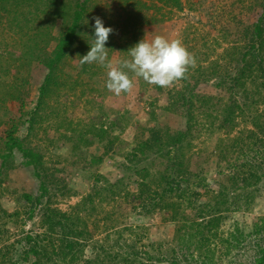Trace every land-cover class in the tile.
Wrapping results in <instances>:
<instances>
[{
	"label": "rangeland",
	"instance_id": "rangeland-1",
	"mask_svg": "<svg viewBox=\"0 0 264 264\" xmlns=\"http://www.w3.org/2000/svg\"><path fill=\"white\" fill-rule=\"evenodd\" d=\"M84 1L0 0V96L11 92L15 81L24 82L22 99H8L5 107H0V264L36 261L33 255L28 259L24 255L29 248L24 238L41 235L47 241L46 233L50 229L43 221V209L49 210L55 222L65 224L69 218L67 224L76 225L77 229L84 221L92 231L94 243L110 251H119L126 241L134 239L127 227H135V231L144 232L140 236L144 244H156L159 253L155 251V255L163 259L161 264H171L169 249L180 252L183 246L175 234L182 213L180 200L167 193L165 206L171 203L173 206L164 210L154 207L151 197L162 191L159 182L168 172V151H172L171 156L176 152L175 148H168L174 141L172 135L186 128L185 109L176 99L186 80L192 81V85L199 83L196 94L225 99L234 95L238 99L235 93L238 89L234 90L228 83L220 85L219 81L224 69L231 72L236 69V49L248 46L252 28L263 14L264 0H178L180 8L175 5L176 0ZM82 8L85 13L78 39L60 66L62 80L50 91L44 118L37 124L35 135L26 142L41 152L50 172L47 178L50 193L40 202L41 184L34 176V168L26 165L17 150L9 156L8 134L14 132L15 136L26 137L29 116L36 107L39 88L48 71L33 60V54L25 61L19 60L30 44H39L52 52L57 39L74 25L75 15ZM94 17H100L105 27L114 30L105 45L114 66L130 59L127 51L145 36L151 40L156 35L180 39L195 56L196 66L189 70L187 79L170 88L149 85L129 72L135 85L133 90L116 96L106 87L108 69L96 63L81 65L77 57L90 51ZM256 75L259 74L245 80V87L252 92L260 89L256 107L264 110V86L260 87L261 80L259 84L251 81ZM199 121L200 130H194L185 143V156L181 154L184 170L200 173L205 189L208 187L207 191L216 193L225 181L220 173L226 170L222 156L227 143H236L250 125L237 112L230 135L209 129L212 125L217 127L219 122L202 116ZM153 127L163 135V149L156 145L154 154L152 149L144 158L140 144L149 138ZM132 154L139 160L130 161L128 156ZM227 154L228 159L239 157ZM5 155L9 161L2 171ZM119 180L124 185L114 187ZM183 185L187 186L184 182ZM94 188L105 190L92 206L90 194L95 192ZM142 189L146 199L141 203L132 200ZM206 190L198 188L199 193H205L199 204L214 198L206 196ZM254 196L255 201L248 208L242 200V207L232 209L224 221L215 216L211 220L214 229L226 233L238 224L244 233L256 236L264 218V182L259 184ZM59 232L62 233L58 228L54 232L57 237ZM188 242L196 253L192 241ZM89 258L96 256L91 248H86L84 256L72 264H86ZM52 259L57 264H68L59 257ZM229 262L253 264V257L251 253H241L239 257L224 259L222 264Z\"/></svg>",
	"mask_w": 264,
	"mask_h": 264
},
{
	"label": "trees",
	"instance_id": "trees-1",
	"mask_svg": "<svg viewBox=\"0 0 264 264\" xmlns=\"http://www.w3.org/2000/svg\"><path fill=\"white\" fill-rule=\"evenodd\" d=\"M175 5L179 7L178 0H176ZM82 11H84L83 8L76 13L74 25L72 24L62 32L52 52L46 51L39 44L34 46L30 44L19 60L25 61L33 54V60L45 66L48 71L39 88L36 107L30 113L26 137L15 136L14 132L8 134L9 156L12 157L14 150H17L24 158L26 165L34 168V176L41 184L40 202L45 195L50 193L47 181L50 172L45 167L41 152L27 146L26 142L35 135L37 124L44 118V108L50 91L54 85L62 80L59 76L60 66L78 39L81 19L85 13ZM250 35L248 46L236 49L237 57L234 60L237 64L236 69L232 72L224 69L222 79L219 81L220 85L228 83L234 90L238 89V93L235 91L239 96L238 99L234 95L225 99L196 94L195 90L199 83L196 82L195 85H192L193 82L188 80L184 81L183 89L179 91V96L176 99L178 103L181 102L179 106L181 105L185 109V114H183L187 118L186 128L172 135L174 141L168 148H175L176 152L174 151V155L171 156L172 151H168L170 155L168 172L161 176L159 182L162 191L160 194L151 197L152 205L154 207L159 206L164 210H171L170 208L173 206L172 203L165 206L167 193L176 195V199L180 200L182 213L176 223L175 234L183 246L180 247V252H177L176 249H169L171 264H222L224 259L239 257L241 253L247 252L251 253L253 264H264V218L259 224L256 236L244 233L238 224L225 233L219 229H214L211 223L215 216H219L224 221L227 217L226 214L232 209L239 210L242 207L240 205L242 200L245 201L246 207L249 206L255 201L254 192L258 190L259 184L264 182V110L256 107L259 102L257 96L260 89L258 92H252L245 87V80L252 74L259 75H256L255 78L252 76L251 81L257 84L261 80L260 87L264 86V9ZM23 89L24 82L15 81L11 88L12 91L7 92L5 97L0 96V107L3 109L5 107L4 102L8 99L21 100ZM239 90L242 91L239 92ZM236 112L238 115H243L246 124L250 126L247 127L246 134L242 133L241 138L236 143H227L225 154L222 156L224 163H226V170L220 173L221 179L225 181L220 190L216 193L207 191L208 187L205 189L200 173L193 174L191 171L184 170L185 165L181 154L185 156L183 150L185 143L192 137V133L200 130L198 125L200 116L206 119L210 118L215 123L219 122L217 127L212 125L209 129H217L224 131L225 135H230L235 125ZM162 139V133L155 127L151 128L149 138L140 144V154L146 158L152 149L154 154L156 145L163 149ZM226 152L236 154L239 157L228 159ZM240 155L242 156L241 160ZM9 156L3 157L2 171L6 168L5 163L9 161ZM136 157L138 156L132 154L128 156V159L130 158V161L139 160ZM183 182L187 186L183 187ZM122 184L124 185L123 180H119L113 186L120 188ZM202 187L207 191L206 196H214V198L210 199L209 202L199 204V198L201 195H205V193L198 191V188ZM253 188H256L255 191ZM145 189H142L139 194L132 198L128 197L141 203L147 196L144 194ZM103 190L105 189L94 188L95 192L90 194L92 206H94L95 198L101 197ZM240 192L243 194H237ZM47 210L43 209L42 213L43 221L49 224L50 229V232L46 233L47 241L42 239L41 235L34 237L28 235L24 238L26 245L29 246L24 255L27 259L29 255H33L36 258L33 264H57L52 259L57 257L68 264L77 263L84 256L86 248H91L96 256L95 259L89 258L86 264H161L163 262L162 258L161 260L155 255V251L159 253L156 244H144L143 238L140 237L144 235V232L135 231V227H127V231H130L134 239L126 241L125 246L122 245L119 251H110L106 246H97V242L94 243L92 231L88 229L87 225H84V221H81L82 225L77 229L76 225L69 226L67 224L69 218L65 220L67 221L65 224L60 221H53ZM80 210L86 211L85 208H80ZM57 228L62 231V233H58L59 237L54 233ZM190 229H193L192 233ZM188 240L192 241V245L196 247V253L192 252V246ZM44 242H48V246ZM231 262L229 264H232Z\"/></svg>",
	"mask_w": 264,
	"mask_h": 264
},
{
	"label": "clouds",
	"instance_id": "clouds-1",
	"mask_svg": "<svg viewBox=\"0 0 264 264\" xmlns=\"http://www.w3.org/2000/svg\"><path fill=\"white\" fill-rule=\"evenodd\" d=\"M93 19L95 32L94 38H91L90 51L83 57L77 54V57L80 58L81 65L96 63L107 68L106 87L116 96L133 90L135 85L129 72L149 85L170 88L175 83L187 79L189 70L196 66L195 56L180 39L169 40L160 35L151 40L145 36L127 51L130 59L122 60L119 66H114L109 60V49L105 47L114 30L105 27L100 17ZM87 23L85 20V24Z\"/></svg>",
	"mask_w": 264,
	"mask_h": 264
}]
</instances>
